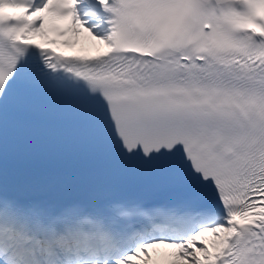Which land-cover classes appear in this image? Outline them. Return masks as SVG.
<instances>
[{
	"label": "snow or ice",
	"instance_id": "6c2138e0",
	"mask_svg": "<svg viewBox=\"0 0 264 264\" xmlns=\"http://www.w3.org/2000/svg\"><path fill=\"white\" fill-rule=\"evenodd\" d=\"M0 264H264V0H0Z\"/></svg>",
	"mask_w": 264,
	"mask_h": 264
},
{
	"label": "bare ground",
	"instance_id": "6f19581e",
	"mask_svg": "<svg viewBox=\"0 0 264 264\" xmlns=\"http://www.w3.org/2000/svg\"><path fill=\"white\" fill-rule=\"evenodd\" d=\"M85 35H86V34H85ZM82 44H87L86 47H87L89 50L93 51V52L102 49V46L99 45L98 43L92 42V41H90V40H84L83 38H82L81 44H80V45H77V48H76V49H78V47H81ZM76 49H66V50H67V51H72V50H76Z\"/></svg>",
	"mask_w": 264,
	"mask_h": 264
}]
</instances>
